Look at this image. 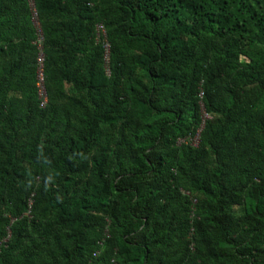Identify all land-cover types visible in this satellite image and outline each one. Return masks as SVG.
I'll use <instances>...</instances> for the list:
<instances>
[{
  "label": "trees",
  "instance_id": "1",
  "mask_svg": "<svg viewBox=\"0 0 264 264\" xmlns=\"http://www.w3.org/2000/svg\"><path fill=\"white\" fill-rule=\"evenodd\" d=\"M0 264H264V0H0Z\"/></svg>",
  "mask_w": 264,
  "mask_h": 264
},
{
  "label": "built area",
  "instance_id": "2",
  "mask_svg": "<svg viewBox=\"0 0 264 264\" xmlns=\"http://www.w3.org/2000/svg\"><path fill=\"white\" fill-rule=\"evenodd\" d=\"M38 39H39L38 44L41 45V43H42L41 36ZM39 79L40 80H39L38 85H39V90H40V96L43 98V96L46 97V92H45V87L43 85V74L42 73L39 74ZM46 101H47V99L45 98V101L42 102V106H44L46 104ZM192 139H194V138H192ZM193 142H194V144L196 143V141H194V140H193Z\"/></svg>",
  "mask_w": 264,
  "mask_h": 264
},
{
  "label": "clouds",
  "instance_id": "3",
  "mask_svg": "<svg viewBox=\"0 0 264 264\" xmlns=\"http://www.w3.org/2000/svg\"><path fill=\"white\" fill-rule=\"evenodd\" d=\"M194 141H196V143L195 144H197V142H198V139H197V137H194V139H193Z\"/></svg>",
  "mask_w": 264,
  "mask_h": 264
},
{
  "label": "rangeland",
  "instance_id": "4",
  "mask_svg": "<svg viewBox=\"0 0 264 264\" xmlns=\"http://www.w3.org/2000/svg\"><path fill=\"white\" fill-rule=\"evenodd\" d=\"M39 33V32H38Z\"/></svg>",
  "mask_w": 264,
  "mask_h": 264
}]
</instances>
